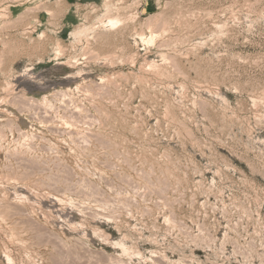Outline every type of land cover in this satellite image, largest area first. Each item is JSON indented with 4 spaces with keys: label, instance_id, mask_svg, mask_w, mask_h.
<instances>
[{
    "label": "rangeland",
    "instance_id": "obj_1",
    "mask_svg": "<svg viewBox=\"0 0 264 264\" xmlns=\"http://www.w3.org/2000/svg\"><path fill=\"white\" fill-rule=\"evenodd\" d=\"M0 264H264V0H0Z\"/></svg>",
    "mask_w": 264,
    "mask_h": 264
}]
</instances>
